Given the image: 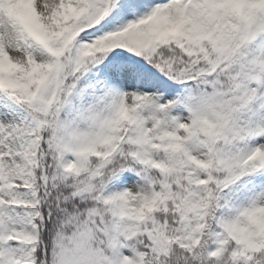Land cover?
Wrapping results in <instances>:
<instances>
[{
	"label": "snow or ice",
	"instance_id": "snow-or-ice-1",
	"mask_svg": "<svg viewBox=\"0 0 264 264\" xmlns=\"http://www.w3.org/2000/svg\"><path fill=\"white\" fill-rule=\"evenodd\" d=\"M0 264H264V0H0Z\"/></svg>",
	"mask_w": 264,
	"mask_h": 264
}]
</instances>
